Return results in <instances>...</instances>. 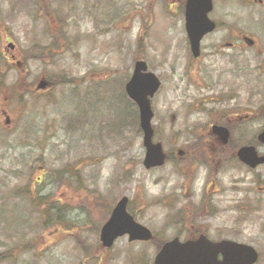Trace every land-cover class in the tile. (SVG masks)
<instances>
[{
  "label": "rangeland",
  "instance_id": "374dc122",
  "mask_svg": "<svg viewBox=\"0 0 264 264\" xmlns=\"http://www.w3.org/2000/svg\"><path fill=\"white\" fill-rule=\"evenodd\" d=\"M185 1L0 0V264H153L164 240L202 232L254 245L264 264V164L234 154L249 142L264 153V4L214 0L221 25L194 58ZM237 20L262 52L220 49ZM139 58L162 82L152 122L169 154L149 168L125 90ZM215 121L229 123L228 146ZM123 195L155 237L103 248Z\"/></svg>",
  "mask_w": 264,
  "mask_h": 264
},
{
  "label": "water",
  "instance_id": "95a60500",
  "mask_svg": "<svg viewBox=\"0 0 264 264\" xmlns=\"http://www.w3.org/2000/svg\"><path fill=\"white\" fill-rule=\"evenodd\" d=\"M213 9V0H186V29L190 40L192 53H200V42L203 36L216 27V22L209 17ZM13 48L15 44L9 42ZM49 81L41 79L37 88H46ZM161 86L159 76L148 68L147 61L138 59L133 72L125 83L127 95L137 104L139 111V125L143 133V145L146 152L143 163L146 167L162 165L168 158L163 142L155 139V128L152 120L154 110L152 97ZM174 118V115H173ZM211 132L218 136L223 143H228L230 130L219 124H213ZM258 139L264 143V129L258 134ZM182 155L184 149L179 148ZM238 158L251 167L264 163V153L260 154L254 144L241 145L237 150ZM128 197L123 195L113 207L110 217L103 224L100 232L102 245L110 247L115 239L128 234L130 241L150 240L153 231L138 222L128 211ZM222 259L218 258L219 254ZM259 257L258 250L249 243L228 238L219 241L211 240L201 233L197 239L180 240L175 236L163 243L158 251L154 264H254Z\"/></svg>",
  "mask_w": 264,
  "mask_h": 264
},
{
  "label": "flooded vegetation",
  "instance_id": "af4514ba",
  "mask_svg": "<svg viewBox=\"0 0 264 264\" xmlns=\"http://www.w3.org/2000/svg\"><path fill=\"white\" fill-rule=\"evenodd\" d=\"M251 1H253L255 3L264 4V0H242L241 3L243 5H248V3L251 2ZM184 18H185V29H186V13H185V8H184ZM215 21H216V28L214 30H216L221 25L220 20L215 19ZM224 28H226L227 33L229 34L230 38L229 39H225L222 42V44H220V49H224V47H231V48H235V49H241V48L248 47L250 49H255V48L258 49V52L259 53L262 52V48L259 47V45H258V39H257V37L254 36L253 34H251L250 32H248L245 28H241L239 26V24H238V20H237V22H235V23H233L231 25H225ZM201 55H202V49L200 47V53H199V55L196 56V57H194L193 55L192 56L194 58H198ZM261 68L264 69L263 65H262ZM262 110L264 111V105L262 106ZM242 114H243L242 112H240V115L237 112H235V116H234L235 119H240L242 117H248V115H249L248 113H246V114L244 113L243 115ZM212 123H218V124H223V125L226 124L229 127V123H227V122L215 121V122H212ZM216 139H215V143L217 145L226 146V145H223L222 143H220V141L218 139L217 140ZM234 154H235V152H234ZM194 235H192L190 237H186V238H182V237H179V238L182 241H185V240H188V239H197V237L194 236ZM223 238L224 237L211 238V239H213V240H221ZM170 239L171 238H169V240ZM154 258H155V256H154ZM218 258L219 259H222L223 258V255L220 253L218 255ZM153 261H154V259H153Z\"/></svg>",
  "mask_w": 264,
  "mask_h": 264
},
{
  "label": "trees",
  "instance_id": "16d2710c",
  "mask_svg": "<svg viewBox=\"0 0 264 264\" xmlns=\"http://www.w3.org/2000/svg\"><path fill=\"white\" fill-rule=\"evenodd\" d=\"M132 101V100H131ZM133 102V101H132ZM129 113H131L132 114V118L134 119V120H137V114H136V104L133 102L132 103V106H131V108H130V112ZM131 118V119H132ZM161 244V243H160ZM160 244H159V246H160Z\"/></svg>",
  "mask_w": 264,
  "mask_h": 264
}]
</instances>
